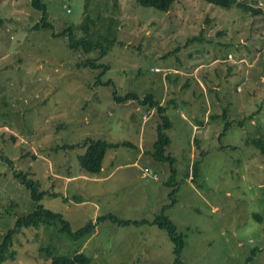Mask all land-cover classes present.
Wrapping results in <instances>:
<instances>
[{
    "label": "rangeland",
    "instance_id": "rangeland-1",
    "mask_svg": "<svg viewBox=\"0 0 264 264\" xmlns=\"http://www.w3.org/2000/svg\"><path fill=\"white\" fill-rule=\"evenodd\" d=\"M237 1L263 13L205 0H177L166 12L135 0H42L53 25L46 30L31 28L41 13L29 0H0V153L38 189L61 193L44 195L45 208L74 229L95 225L90 239L78 240L61 233L60 222L23 228L12 237L13 259L2 264H49L76 250L92 264H173V244L157 225L96 222L101 214L153 220L173 187L175 202L164 213L183 235L182 264H264V155L247 142L264 134V0ZM87 13L100 32L101 22L115 19L102 75L77 66L95 52L71 49L55 35ZM99 79L120 95L153 93L167 106L174 186L165 185L168 163L151 155L156 111L116 104L113 86ZM87 137L126 145L108 148L93 175L79 163L85 148L66 146ZM31 207L26 188L0 162V242Z\"/></svg>",
    "mask_w": 264,
    "mask_h": 264
},
{
    "label": "trees",
    "instance_id": "trees-1",
    "mask_svg": "<svg viewBox=\"0 0 264 264\" xmlns=\"http://www.w3.org/2000/svg\"><path fill=\"white\" fill-rule=\"evenodd\" d=\"M177 0H135V2L143 7V8H153L161 11H168L171 9L172 5ZM209 5H213L215 7H220L223 9H229L231 7L239 8L246 12H251L252 14H262L263 11L259 8H254L249 5H245L243 3L238 2L237 0H205ZM29 4L32 9L37 10L41 13L39 21L35 22L32 25V29L43 28L46 30H53V25L48 23L45 20V6L42 0H29ZM97 19L101 17L97 15ZM114 18H108L103 24L100 23L102 27H104V31L100 32L98 29L93 30L92 26H96L95 19H92L91 14L87 13L85 15L84 20L77 24L72 25L68 29L64 30L62 33H55V35L67 37L68 44L71 49H82L83 52L88 55L93 52L96 54L94 56L86 57L81 62L77 64L79 69H85V67L90 66L91 69H101L100 74H104L108 67L107 65L99 62L101 58H103L110 48L116 43L115 39V27H114ZM0 22L2 19L0 18ZM82 31V34H78V32ZM99 85L104 86L107 84H111L113 86L112 98L116 104H124L130 101H136L137 104L142 106L145 112L154 113L156 111L160 120L156 126V138L152 145L151 155L158 161L168 163L169 166V177L165 182L167 186H174V178L176 174V168L174 167V163L176 162L175 156H172L168 151V146L171 142L169 135L167 134V130L172 128V123L166 116L167 106H164L160 103L159 100L156 99L153 93L144 94L143 97L135 93H126L124 95H120L117 87L110 81L106 82V84L102 83L101 80H98ZM144 116H149L144 115ZM223 119L225 121V115H223ZM211 118L219 119L218 115H213ZM143 119V117H142ZM148 120V119H143ZM229 124L228 121L225 123V127L222 132L219 134L221 136L227 131ZM154 130V129H153ZM249 144H251L255 149H257L261 154L264 155V134L260 136L253 137L247 140ZM119 145H126L124 142H108L101 138H93L87 137L83 141L78 143L67 144L66 146L69 148H85L84 153L78 155L79 163L81 168L89 173V174H99L102 169V161L106 154L108 148L118 147ZM129 146L130 143H127ZM0 162L5 163V165L9 168L12 173L14 179H16L22 186L26 188L29 193V198L32 202L31 209L25 214H18L15 217L13 226L7 229L5 235L0 242V264L7 261V259H13V250H10L12 237L19 233L23 228L30 227H38L41 223H52V222H60V232L66 234L72 239L78 240L81 238H88L92 236L93 231L95 229L94 222L89 221L84 226L74 229L71 225V222L64 218V215L60 212H55L52 209L45 208L40 200L44 195L59 197L61 193L58 192H49L46 190L38 189V184L34 179H31V175L29 173H23L21 171L16 170L14 165V161L6 154L0 153ZM198 162L194 163V175H197ZM194 176V178H195ZM176 187L170 191L169 196L171 197V201L169 204H163L161 207V211L159 212L153 220L141 219V220H129L122 219L113 214H104L98 215L96 218V222L99 220H110L115 224H155L160 229H164L169 239L171 240L173 247L172 252L174 255L173 264H182L180 255L184 246L183 235L177 232L176 226L173 221L164 213V209H166L169 205L175 202L173 194L175 193ZM257 219H261V216L255 215ZM259 249H253L251 255H254L256 251ZM49 264H92V258L88 256L85 252L76 250L72 255L68 254H57L53 255L51 259H49Z\"/></svg>",
    "mask_w": 264,
    "mask_h": 264
},
{
    "label": "crops",
    "instance_id": "crops-1",
    "mask_svg": "<svg viewBox=\"0 0 264 264\" xmlns=\"http://www.w3.org/2000/svg\"><path fill=\"white\" fill-rule=\"evenodd\" d=\"M197 123L198 124H201V122L200 121H197ZM144 134V133H143ZM142 137H143V135H142ZM140 140H141V138H140ZM152 144H153V142H151ZM101 172V171H100ZM70 179V178H69ZM79 200V198L77 197L76 198V196H74V198H73V203H76L77 201ZM71 203V202H70ZM94 233V232H93ZM91 238V236L90 237H88V239H90Z\"/></svg>",
    "mask_w": 264,
    "mask_h": 264
},
{
    "label": "built area",
    "instance_id": "built-area-1",
    "mask_svg": "<svg viewBox=\"0 0 264 264\" xmlns=\"http://www.w3.org/2000/svg\"><path fill=\"white\" fill-rule=\"evenodd\" d=\"M145 171H148V170H147V169H145ZM154 177H155V179H157V176H156V175H155Z\"/></svg>",
    "mask_w": 264,
    "mask_h": 264
}]
</instances>
